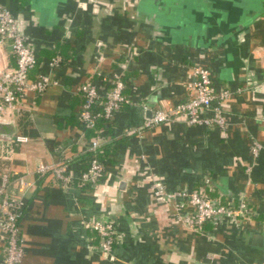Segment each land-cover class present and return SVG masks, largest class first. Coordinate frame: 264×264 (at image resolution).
<instances>
[{
	"label": "crops",
	"instance_id": "1",
	"mask_svg": "<svg viewBox=\"0 0 264 264\" xmlns=\"http://www.w3.org/2000/svg\"><path fill=\"white\" fill-rule=\"evenodd\" d=\"M16 17L46 75L28 93L14 132L10 192L23 203L21 264H264V0H0ZM54 57L61 62L49 67ZM194 65L207 68L222 101L226 128L189 126L183 117L137 130L155 110L188 97ZM0 46V72L13 67ZM97 72V73H96ZM102 92L122 73L129 103L99 125L110 144L105 175L92 188L57 182L38 166L66 164L72 181L84 170L93 137L77 124L79 86L90 76ZM95 77V76H94ZM203 116H208V112ZM261 149L251 153L253 143ZM71 181V182H72ZM197 191L228 205L245 199L254 216L223 219L195 232L174 200L154 196ZM106 217L117 230L113 258L95 250L87 230ZM4 243L0 234V259Z\"/></svg>",
	"mask_w": 264,
	"mask_h": 264
},
{
	"label": "built area",
	"instance_id": "2",
	"mask_svg": "<svg viewBox=\"0 0 264 264\" xmlns=\"http://www.w3.org/2000/svg\"><path fill=\"white\" fill-rule=\"evenodd\" d=\"M4 45L9 49L14 66L0 72V124L13 125L16 118L25 110L26 95L42 94L50 81L43 74L37 75L34 80L30 79V72L37 64L33 50L25 37L19 33L15 15L0 5V46ZM60 62V57H54L49 62V67L55 68ZM96 77H100V74L90 75L78 88V93L83 99L78 118L86 129H94L99 119L111 121L122 107L129 103L123 94L126 84L122 73L111 76L105 92L100 89ZM186 88L189 94L185 101L177 103L167 111L155 110L137 130L169 122L174 116L183 117L189 126L224 130L226 121L221 104L230 96V92L225 90L215 92L209 70L199 65L192 67ZM206 112L208 116L205 117L203 114ZM26 141V137L15 132L10 137L0 134V234L4 243V255L0 259V264H21L24 254L18 226L23 203L10 192L11 172L8 163L14 146ZM101 141V135L97 134L88 147L87 151L93 156L87 170L77 175L81 185L95 187L104 177V168L95 157ZM260 149L261 146L254 142L251 147L252 155L257 156ZM37 172L40 175L51 172L55 180L65 187L69 186L73 177L64 163L54 167L40 165ZM152 191L158 198L176 201L175 208L181 222L195 232H200L208 223L230 218L242 221L255 215L245 199L222 205L197 191H168L160 181L152 183ZM87 230L98 237L95 250L113 258L117 239L114 223L106 217L92 219Z\"/></svg>",
	"mask_w": 264,
	"mask_h": 264
},
{
	"label": "trees",
	"instance_id": "3",
	"mask_svg": "<svg viewBox=\"0 0 264 264\" xmlns=\"http://www.w3.org/2000/svg\"><path fill=\"white\" fill-rule=\"evenodd\" d=\"M37 65V64H36ZM126 91V88H125V90H124V92ZM123 92V94H124V96H125V93ZM126 97V96H125ZM82 102H83V100H82ZM126 105H124L123 107H122V109L125 107ZM106 122V120H104V119H99V120H97V122H96V125H95V128L94 129H86L85 127H84V124L79 120V118H78V121H77V124L79 125V127H83V128H85V130H90L89 132H88V137H93L94 135H96V132H95V130L97 129V127H99V125H101V124H103V123H105ZM110 144H112V143H110ZM110 144H107V145H103V146H100L98 149H97V151H96V153H95V157L97 158V160L100 162V164L103 166V168H104V171H105V168H106V166H108V165H111V160H109V159H107V154L110 152L109 151V146H110ZM92 153H90V152H87L86 154H84V155H82L81 156V158L84 160V170L82 171V172H84V171H86L87 170V168H88V166H89V163H90V161H91V159H92ZM81 172V173H82ZM80 173V174H81ZM104 175H105V172H104ZM78 184L79 183V180L78 179H75V180H73L72 182H70L69 183V185H71V184ZM86 186V188H92L90 185H85ZM223 204H225V203H222V205ZM91 233V232H90ZM91 237L93 238V243L94 244H97L98 243V237H97V235H95L94 233H91Z\"/></svg>",
	"mask_w": 264,
	"mask_h": 264
},
{
	"label": "water",
	"instance_id": "4",
	"mask_svg": "<svg viewBox=\"0 0 264 264\" xmlns=\"http://www.w3.org/2000/svg\"><path fill=\"white\" fill-rule=\"evenodd\" d=\"M147 116H151L150 113H148ZM13 133H14V127L12 124H0V134L1 135L10 137L12 136Z\"/></svg>",
	"mask_w": 264,
	"mask_h": 264
}]
</instances>
